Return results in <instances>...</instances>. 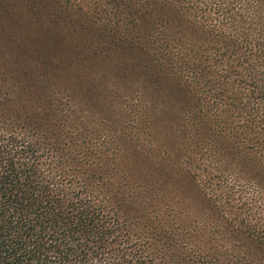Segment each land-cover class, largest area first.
Listing matches in <instances>:
<instances>
[{
  "label": "trees",
  "instance_id": "trees-1",
  "mask_svg": "<svg viewBox=\"0 0 264 264\" xmlns=\"http://www.w3.org/2000/svg\"><path fill=\"white\" fill-rule=\"evenodd\" d=\"M0 264H264V0H0Z\"/></svg>",
  "mask_w": 264,
  "mask_h": 264
}]
</instances>
